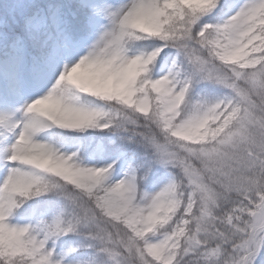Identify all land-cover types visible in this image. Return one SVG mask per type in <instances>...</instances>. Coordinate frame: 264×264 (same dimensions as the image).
Masks as SVG:
<instances>
[{
    "label": "snow or ice",
    "instance_id": "obj_1",
    "mask_svg": "<svg viewBox=\"0 0 264 264\" xmlns=\"http://www.w3.org/2000/svg\"><path fill=\"white\" fill-rule=\"evenodd\" d=\"M0 264H264V0H0Z\"/></svg>",
    "mask_w": 264,
    "mask_h": 264
}]
</instances>
